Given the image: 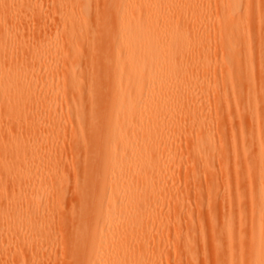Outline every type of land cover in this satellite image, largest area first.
Instances as JSON below:
<instances>
[{"label": "bare ground", "instance_id": "bare-ground-1", "mask_svg": "<svg viewBox=\"0 0 264 264\" xmlns=\"http://www.w3.org/2000/svg\"><path fill=\"white\" fill-rule=\"evenodd\" d=\"M8 19L18 27L57 25L59 36L53 46L37 50L20 42L21 51L29 49L24 53L30 66L27 73H15L14 80L12 69L3 71L13 62L10 41L6 33L0 37V107L6 103L20 115L42 104L48 110L40 114L43 121L56 114L55 94H61V113L75 108L78 141L97 144L93 151L86 149L82 163L89 157L95 164L85 165V174L100 177L96 185L104 174L109 178L102 187L109 203L104 205L100 191L92 197L90 213L101 222L87 225L78 238L84 245L78 264H206L208 246L214 264H264V0H0L3 32ZM91 36L97 50L88 44ZM240 74L246 75L244 81L235 79ZM90 76L96 77L91 83ZM68 82L79 94L76 100L66 98L63 84ZM100 111L105 116L99 122ZM28 113L14 117L23 138L40 130L38 114L30 123ZM109 122L114 135L107 153L100 149L105 142L97 131ZM13 148L24 167L13 163L9 172L20 178L41 150L30 142ZM182 170L189 190L169 195L173 206L164 219L167 195L155 208L152 198L164 191L165 182L181 181ZM134 176L137 181L129 183ZM25 184L15 199H2L10 207L0 214L10 237L0 242L2 264H16L25 247L32 251L48 229L46 213L36 217L32 211L39 204L30 201L37 189ZM219 186L233 199L224 216L213 205ZM191 196L199 223L190 220L183 229ZM23 222L28 228L20 227ZM167 227L176 234L173 243ZM139 232V239L133 237Z\"/></svg>", "mask_w": 264, "mask_h": 264}, {"label": "rangeland", "instance_id": "rangeland-1", "mask_svg": "<svg viewBox=\"0 0 264 264\" xmlns=\"http://www.w3.org/2000/svg\"><path fill=\"white\" fill-rule=\"evenodd\" d=\"M51 3L52 2H50V7ZM100 7L101 6H99L98 9L99 12L101 11ZM7 21L8 22L5 24L7 28L5 32L0 30V37L3 34H7L11 46L10 59L13 60V62L8 63L4 67L3 71L6 72L8 69H12L14 76L11 77L10 80H14L15 73L17 74V72L20 73L22 71L26 72L30 66L29 59L26 56V51H29L27 47L28 44H30V46H34V50H37L44 45L53 46L57 40V37L59 36V27L57 25L43 23L37 24L36 26L27 23L21 24L20 27H18L16 23H13L10 19ZM74 35L77 37L80 43L84 41L82 37H78L76 34ZM88 40H90V43L88 41V44L97 50L99 45L95 38L91 36L88 38ZM20 42H23V45H27L23 51L19 49L22 47ZM252 44L253 47L256 48V38H253ZM110 49L112 48L110 47ZM86 62H88V60ZM241 62H244V58H242ZM253 63L255 68H257L259 65V59L254 58ZM88 64L89 63H87L86 66H89ZM81 70L82 67L78 65V73L76 75L77 78L80 77L78 74L81 72ZM39 77L43 78L44 73L42 72V75H39ZM245 78L246 75L244 74L235 76V79L242 81H244ZM86 79H88L89 83H91L93 79H96V77L90 76ZM205 79H207V77L202 78V80ZM63 85L65 86L66 98L70 101L76 100L79 94L77 90L72 87V83L68 82ZM88 92V84L83 85L81 88V96L86 98ZM55 96L58 99L57 109H54L56 110V114L51 112L49 118L44 117L43 121H41L40 114L43 111L48 110L43 109L44 105L42 104H40V107L33 109L38 114V116H36V123L40 125V130L34 137L30 138L22 137L21 132L19 131L21 128L17 122H15L14 117L21 115L23 116L25 112H30L27 115L30 116V123H32L35 112H31L32 110H21L20 115H15L12 112V108L9 109V106L6 105V103H4L3 107H0V185H2L0 187V214L8 213L10 211V207L6 205L2 199L7 196L9 199H15V196L17 195L16 191H18L19 185L22 186V183L24 182L26 183L24 186L30 184L37 189V194L30 198V201L39 202L38 206L32 210L34 215L38 217V215L46 213V219L44 221L48 223V229L46 227V233L38 238L39 245H37L32 251L25 247V251L22 252V254H24L18 257V259L15 258L16 264L17 262L21 264H78L84 250V245L79 244L78 238H82L83 234L86 233L85 228L87 225H100L101 222L99 217L93 216L94 211L90 213L93 204V195H95V192L97 193V191H100L104 197V205L109 203V192L107 191V188L106 190L102 191V187L105 184L107 185V180L109 178H106L107 176L104 174L103 179L99 184L96 185L97 180L100 177L90 179L89 175L85 174L84 172L85 165L92 166L95 164L94 160H92L93 158L91 159L88 157L87 162L82 163L85 158V154L88 151L86 149L90 148V150L93 151L97 144L88 142L83 144L81 141H78L77 133L79 124L74 117L75 108L70 107L68 113L65 112L66 114H62V109H60L62 95L56 93ZM201 106L207 107V104L204 105L201 103ZM88 108L89 103L87 102L83 108L85 123L89 122V119L87 120ZM64 111L66 110L63 109V112ZM67 114L69 115L68 120L63 119L62 116ZM104 116L105 113L100 111L98 113L97 120L100 122L101 118ZM12 134H19V139H17L16 136L15 139L17 141L12 139ZM113 135L114 131L112 122H109L105 127L98 129L97 136L105 142V144H102L101 146L99 145L101 151L107 149L106 151L108 153V151L111 149L110 146L113 140ZM43 138L45 141L48 139L47 145L44 144L45 141ZM28 142L40 149L41 153L36 157L33 164L26 166L22 170L20 178L17 176L11 177L9 170L11 169V165L13 163L19 168L24 167L23 164H18L19 159H16L15 156L18 151L14 150L13 145L15 144V148H21L23 144ZM238 143L236 145H238ZM230 147L231 145L228 143V151L231 150ZM227 158L228 163L231 164L233 161L232 155H228ZM179 173L180 176H182L181 181L177 182L176 179L173 182H165L166 188H164V191L152 198L155 208L156 205L161 202V199H163L164 195H167V199L165 203H163L165 205L163 209L164 219H167V217L170 215V211L173 206V203L171 202L172 200H169V195L174 193H179L182 195L189 190L186 189L184 184L183 177L185 176V170H182ZM136 181L137 178L134 176L129 181V183L133 184ZM233 184L234 181L232 185ZM234 191H236L235 184L232 189V198L233 195H235ZM223 192L224 190L221 186H219L217 200L213 202L215 208L217 210L219 209L218 216L226 215L227 210L232 205L231 201L233 199ZM199 200L201 202V212L204 214V211H206L207 208V200L205 195ZM191 202L192 205H186L183 210V229L186 223L190 222V220H193L196 224L199 223L198 217L194 213L195 198L193 196H191ZM58 208H60V210H57ZM220 212L224 214L222 215ZM202 222L203 224L206 223L204 220ZM151 224H153V220H150L148 226ZM28 225V222H23L20 224V227L28 228ZM181 230L179 231V234L180 236L184 237L186 232L185 230ZM136 231L137 230H135V232ZM167 231V233L170 234L169 243H173L175 241L176 234L172 231V229H169V227H167ZM152 233H154V231ZM141 236L142 234L139 232L134 234L133 237L139 239ZM200 236L201 234L198 231L196 233V237L199 238ZM9 238V233H5L0 225V242L8 241ZM134 247L137 248V245H134L130 248L133 249ZM67 249L68 251H66ZM207 253H205L207 257L206 264H214L215 261L211 258L212 251L209 246L207 247ZM2 260H4V257L0 253V264L3 263Z\"/></svg>", "mask_w": 264, "mask_h": 264}]
</instances>
